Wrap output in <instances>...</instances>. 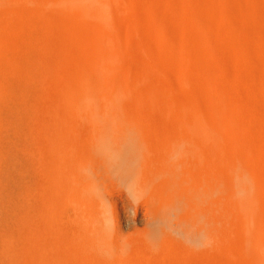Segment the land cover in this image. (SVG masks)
<instances>
[{
  "label": "rangeland",
  "instance_id": "rangeland-1",
  "mask_svg": "<svg viewBox=\"0 0 264 264\" xmlns=\"http://www.w3.org/2000/svg\"><path fill=\"white\" fill-rule=\"evenodd\" d=\"M91 5L103 7V11L99 15L91 10L81 19L82 23L76 17V10L70 9L72 18L93 35L91 50L82 49L85 57L79 59L78 80L71 85L73 103L75 91L80 96L88 92L84 97L88 99L89 108L100 114L101 91L110 77L100 66L105 62L109 68L121 63L138 64L143 71L136 77L142 83H152V92L158 98L157 104L151 102L150 110L156 117H166V120L136 121L127 118L121 108L115 107L119 110L116 112L113 105H110L112 109L109 107L113 111L108 108V113H104L112 115L114 112L118 118L108 120L107 115L101 113L97 119H85L77 105L73 107L70 103L71 108L56 97L51 76H47L45 85L39 78L35 94L30 80L33 72L46 66L52 71L62 62L56 57L57 47H49L48 30L43 21L48 10L59 12L48 6L46 0H17V17L25 19V23L22 21L16 30L17 38L11 43L8 39H0V148L4 147L0 159V264H94L92 256L95 254L104 255L110 264H242L246 260L258 264L259 260L250 257L252 252L256 253L250 239L239 231V216L227 206L221 214L209 208L212 199L205 193L203 176L197 177L201 176L197 168L191 180L202 181L195 184L198 187L192 188L189 176L183 177L180 158L182 155L183 158L187 155L184 159L189 158L192 153L190 150L188 154V147L182 145L181 132L182 135L198 132H194L195 128L190 133V127L194 126L191 121L182 123L168 119L171 114L160 83L165 80L175 92L198 94L189 90L190 87L183 90L178 75L165 70L159 54L169 51L161 50L149 10L139 0H92ZM156 14L160 20H173V16L163 10ZM31 17L35 22L29 21ZM2 32L7 33L4 21H0ZM102 36L105 41L101 40ZM213 45L212 53L220 57V61L217 59V63L214 58L207 66L219 76L222 55L226 52L216 43ZM131 60L137 64L133 65ZM63 63L68 64L67 61ZM190 75L188 78L193 76ZM226 88L232 95H243L234 76L226 82ZM38 96H43L42 100ZM177 123L191 126L186 124L182 131L183 125L179 128ZM186 128L190 131L186 132ZM218 132L221 140L227 139L224 132ZM119 134L126 136L124 143L113 139ZM153 136L159 138L156 140L161 147L166 144L158 158L153 151H148ZM201 142L198 138L193 147L199 149ZM95 148L98 153L110 155L103 169L107 171L103 174L96 171L89 158ZM198 149L194 151L197 153ZM167 150H171L170 153ZM150 157L154 161L157 159L155 162L165 161L168 168L165 167L163 175L156 177L146 171L152 168ZM199 159L204 163V156ZM155 162L151 163L153 167ZM227 166L223 179L233 188L234 199L245 203L248 194L261 196L245 163ZM182 180L189 185L187 193L181 192L183 197L186 193L185 201L182 196L178 197L180 201L176 197L186 190ZM160 181L164 187L159 185ZM157 184L161 192L170 191L158 195ZM174 187L179 207H176V198L173 199L174 193H171L173 197L169 195L175 192ZM161 194L164 199V194L170 196L169 199L166 195L170 201L161 204ZM256 210L264 213L258 206ZM92 215L102 223L106 234L100 230L99 234L97 230L92 233L89 228ZM244 239L248 241L242 244ZM241 247L246 253H241Z\"/></svg>",
  "mask_w": 264,
  "mask_h": 264
},
{
  "label": "bare ground",
  "instance_id": "bare-ground-1",
  "mask_svg": "<svg viewBox=\"0 0 264 264\" xmlns=\"http://www.w3.org/2000/svg\"><path fill=\"white\" fill-rule=\"evenodd\" d=\"M91 1L92 0H46L48 6H53V8L59 12V14L57 12L52 13V11L50 12L48 10L47 14L43 16V21L48 30L47 38L49 47H57L58 52L56 57L62 60V62L59 63L57 61L58 64H56V67L53 66L54 70L52 69V71L50 70L51 68L47 66L41 70H36L30 78L34 84L33 88L31 85L30 88H32V91L36 94V90L39 89V78L45 85L47 83L45 79L47 76H51L56 97L62 103L69 104L71 108L72 106H70V103H73L72 96L74 94L71 85L74 81L78 80L76 75L81 65L79 59L85 57L82 55V49L83 51L85 49L91 50L90 41L93 37L92 33L87 31L85 26L81 25V19L91 10L99 13V15L103 11V7L91 5ZM139 1L143 2L149 10L150 21L156 30L157 41L161 45V50L169 51L167 54L164 52L159 54L164 61L165 70L178 75V82L183 90L184 88L188 89L187 87H190L189 90H193L198 94L194 95L193 93L181 90L180 92H175L174 88L171 87V85L169 86L168 82L165 80H162L160 83L164 91L163 94L167 100V109L171 114V117L168 119H173L178 122L185 120L191 121L194 126L190 127L191 131L187 130V126L186 132L190 131L191 133L195 128L194 132H198L191 134L187 132L188 135H182L181 132L182 140L178 138L183 143H181L182 145L186 146V148L188 147V149H186V151L188 150L187 153L190 154V150L192 153L190 156L188 155L189 158L184 159L187 155L184 158L182 155L180 158L181 164L179 165L183 171V177L186 178L189 176V181H192L191 187H198L195 186V184L200 180L197 182L194 179V182L191 178L194 175L195 168L199 170L201 176L198 175L197 177L203 176L205 184L202 185H206L205 193L212 199L209 208L221 214L223 207L227 206L230 212L239 216V231L242 236L250 239L249 242L256 250V253L252 252L250 257L259 260L258 264H264V213L260 214L256 210L258 206L264 212V0ZM0 5H3V10H0V21H4L7 25V33H0V39H8L11 43L12 39L14 40L17 38L16 30L22 21L25 23V19L21 20L17 17V0H0ZM70 9L76 10V17L81 23L76 22L72 18ZM159 10L171 14L173 20L167 22L163 19L160 20L156 16ZM29 21L35 22V19L31 17ZM100 38L103 41L106 40L103 36ZM214 43H216L221 50L226 52V55H222L223 59L220 64L219 76L213 74L207 66V62L214 58L217 63L220 61V57L217 58L212 53ZM171 50L172 52H170ZM134 51L137 52L135 49ZM10 52L12 53L13 50H10ZM55 55L56 54H54V56ZM131 55L134 56V53L132 52ZM135 60L137 62L139 61L137 59ZM63 61H67L68 64L66 63L67 65H65ZM132 62L133 60L130 61V63ZM135 64L137 63L135 62ZM137 65L131 66L128 63H121L119 66L117 65L116 68H109V65L105 62L100 66V68L102 67L104 71L110 74V77H108L109 81L103 84L104 87L101 85L104 89L102 88L101 91L102 106L99 107L100 114L94 109L89 108L87 103L88 99L84 97L88 92L80 96V93L78 94L75 91V104H72L73 107L77 105L76 107L80 114L83 113L82 115L84 118L88 120L97 119L98 115L101 116V113H108L107 111L108 108L111 107L110 105H113L114 110L116 108H121L127 118L135 119L136 121L166 120V117H156L153 111L150 110L149 106L151 102L155 101L157 104L158 98L154 96L152 92L154 91L152 83H142V80L140 81L136 77L137 74L143 71L140 67H137ZM116 74L120 75V77L115 76ZM189 75L191 76L190 78H188ZM232 76L239 82L243 90V95L235 96L228 92L226 82L230 80ZM35 82H37V85ZM161 96L162 93L160 94V97ZM38 98L42 100L43 96H38ZM105 115H102V117ZM115 116L117 115H114L113 112L112 115L108 114L107 118L108 120H113ZM120 117L122 116L120 115ZM116 118H118V116ZM177 124L180 125L181 123ZM186 124H182L183 127L186 126ZM182 125H180L179 128H181ZM183 130H185V127L182 128V131ZM218 131L224 132L227 139L221 140L216 134ZM96 137L98 138L99 136ZM178 137L180 136L178 135ZM197 137L202 141L201 145L197 144V146H201V149H198L197 146V148H194V142L198 139ZM125 138L126 136L121 137L119 134L113 139L120 143H124ZM156 139L159 140L158 137L156 138V136H153V144L148 146V151H153L152 153L158 158L157 155H161V152L164 151L162 149L163 147L165 149L166 144L161 147L159 141ZM97 142L98 141L95 140L96 145L98 144ZM169 148H171L170 145ZM194 149H198L197 153ZM169 151L167 150V152ZM149 153L150 152L145 155ZM102 154L103 153L100 152L98 153L95 148L89 153V158L93 162L96 171L102 172L103 174L107 171L104 170L103 172V169L107 167L106 162L110 155ZM3 155L4 147L2 146L0 148V159ZM166 155L167 154H165V156ZM201 156H204V163L200 162V160L202 161V159H199ZM151 157L150 160H148L150 164L157 161V159L154 161V158ZM192 158L194 159L192 160ZM151 159L153 162H151ZM164 162H155V167L147 162L149 166H152L153 170L151 171L152 168L150 167L151 169L146 171H150L149 175L152 174L158 177L160 174L166 172L165 167H167V164L165 163L164 165ZM237 162L245 163L249 168L252 179L261 194V196H256L255 194L249 196L248 194L245 203L241 200L234 199L235 197L233 195L235 193L233 188L223 179V173L227 167H229L227 165H232ZM146 171H144L146 173L145 175H147ZM174 174L176 173L174 172ZM173 179L175 180V177ZM173 179L170 178V180ZM200 179L202 180V178ZM186 181H188V179ZM183 182L185 181L182 180L181 183ZM200 182L203 183L202 181ZM156 183L158 182L156 181ZM185 183L186 190L180 191V194L177 193L179 195L176 196L177 198H181L183 195L181 192L187 193L188 182ZM159 185L162 186L165 184L161 185L160 181ZM160 186L157 184L156 190L158 189L157 187ZM168 188H170V186ZM158 190L156 191V193H159H157L158 195L165 192L164 190L163 192H161L160 189ZM174 190L175 192H170L169 194L172 195L171 193H174V197L172 195L173 199L176 198L175 195L177 191L176 188ZM168 191H170V189H168ZM168 191L166 190L165 193H168ZM192 191H195V189ZM164 195L165 199L163 195L160 197V200L163 199L161 204H164L166 200V203L170 201L169 199L171 197L169 196V198L167 194ZM166 195L169 199H166ZM185 196H182V199L185 198L182 201L187 200ZM178 200L177 203H175L176 205L179 204ZM173 201L176 202L175 200ZM180 204L181 206L183 205L182 202H180ZM165 206H167V204ZM176 207L179 206L177 205ZM167 208L166 210L169 209ZM94 217L95 215H92L89 219L91 225L89 228H92H90L92 233L95 234V232L100 230V232L103 231V233L106 234L107 231L104 230L102 223L94 219ZM159 218L162 217L160 216ZM240 233L238 232V234ZM241 235L239 236L241 237ZM245 241L248 240H242V244L245 243ZM240 251L242 254L246 253V250L242 249V247ZM92 257V262L94 264H110L104 255L100 256L99 254H95ZM109 259L110 258H108V260ZM250 262L251 260H246V262L242 264H251Z\"/></svg>",
  "mask_w": 264,
  "mask_h": 264
}]
</instances>
